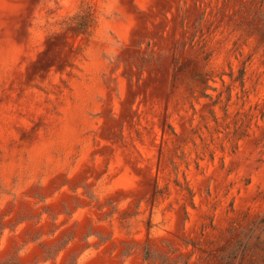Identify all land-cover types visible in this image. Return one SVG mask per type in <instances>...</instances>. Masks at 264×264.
<instances>
[{
    "label": "rangeland",
    "instance_id": "1",
    "mask_svg": "<svg viewBox=\"0 0 264 264\" xmlns=\"http://www.w3.org/2000/svg\"><path fill=\"white\" fill-rule=\"evenodd\" d=\"M263 226L264 0H0V264H264Z\"/></svg>",
    "mask_w": 264,
    "mask_h": 264
},
{
    "label": "trees",
    "instance_id": "2",
    "mask_svg": "<svg viewBox=\"0 0 264 264\" xmlns=\"http://www.w3.org/2000/svg\"><path fill=\"white\" fill-rule=\"evenodd\" d=\"M262 228H264V226H263ZM263 231H264V229H261V232H263ZM260 238H261L260 235H258V236L256 237L257 240H259ZM261 250H262V252H264V247H263Z\"/></svg>",
    "mask_w": 264,
    "mask_h": 264
}]
</instances>
